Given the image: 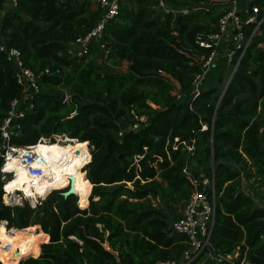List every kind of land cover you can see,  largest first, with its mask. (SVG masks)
I'll return each mask as SVG.
<instances>
[{"label":"trees","instance_id":"1","mask_svg":"<svg viewBox=\"0 0 264 264\" xmlns=\"http://www.w3.org/2000/svg\"><path fill=\"white\" fill-rule=\"evenodd\" d=\"M165 1L189 13H157L155 0L122 4L107 26V59L95 44L87 57L64 53L99 19L98 9L89 11L90 0H18L0 16V43L17 49L24 66L36 75L52 73L39 78V93L18 121L19 134L10 145L32 146L40 138L54 142L66 136L91 147L89 183L83 181L90 190L87 208L79 209L76 197L64 199L58 191L46 197L53 185H65L58 178L41 184V199L46 198L34 208L27 202L8 205L10 193L3 196L5 204L0 199V223L6 222L8 230L32 226L45 243L37 258L23 257L17 264L178 260L187 245L170 225L179 214L151 200L161 197L183 209L191 182L212 174L215 225L203 258L237 251V264H264V207L242 190L243 177L256 178V191L264 187V21L229 83L224 44L217 67L207 73L194 98L199 57L208 53L194 45L193 37L198 31L215 32L224 8L211 0ZM240 5L255 7L258 19L264 17V0ZM254 27H244L246 38ZM107 61L125 62L127 68L113 72ZM21 92L12 64L0 52V124ZM65 94L67 104L62 103ZM206 259L204 264H217Z\"/></svg>","mask_w":264,"mask_h":264},{"label":"built area","instance_id":"2","mask_svg":"<svg viewBox=\"0 0 264 264\" xmlns=\"http://www.w3.org/2000/svg\"><path fill=\"white\" fill-rule=\"evenodd\" d=\"M2 1L3 0H0V4ZM6 1L9 7H15L18 0ZM241 1L248 4L252 0H211V2L220 4L222 8H224L223 15L217 20L216 30L211 33L198 31L193 37L194 45L208 53L207 57H199L201 71L195 75L192 82V93L194 98L199 96L201 86L207 73L217 67L224 44H226V48L223 50L225 52L223 56L231 71L226 81V84H228L241 58L249 48L252 38L261 35V24L264 21V17L258 19L259 12L257 8H243L240 5ZM96 2V9L100 11L97 23L85 35L70 42L64 51L65 55L76 58L87 57L90 48L95 44L101 52L103 59H107L109 50L106 48L107 43L104 42L107 26L118 17L123 0H97ZM155 2L157 4L156 7L161 10L160 13L164 15L172 14L178 16L187 15L189 13L188 8L170 6L165 0H155ZM251 24L255 25V27L250 37L246 38L244 27ZM260 47H262V45H260ZM0 52L4 53L6 59L12 64L16 84L22 89L21 97L13 99L10 102L9 110L0 124V137L2 139V146L0 148V159L2 160L0 173L2 174V187L4 188L5 184L14 178L15 171L10 167L13 161L18 162V165L27 171L28 175L31 177L32 183L35 181L43 183L47 179V176L44 174V168L49 167L48 165L50 164L55 165L58 162V157L55 156L47 160L43 155L35 151V147L41 142L53 144L57 142V137L54 138V142H52L51 139L40 138L36 144L32 146L10 145V139L12 136L19 134L20 126L18 121L24 117L26 111L32 109L33 97L39 93V78L42 76H51L52 73L49 70H45L36 75L29 68L24 66L21 54L17 49L7 48L3 43H0ZM238 53L240 56L237 63L233 66L232 61ZM174 94H176V92H174ZM177 98H179V96H177ZM69 99V95L65 94L62 103L67 104ZM74 114L75 112H72L70 117ZM140 121H144V119L141 118ZM137 127L138 126L135 125L134 129ZM58 137H60L62 141L70 140L66 136ZM66 144L67 143L64 145ZM87 146H89L91 150L88 142ZM87 151L90 154L91 161V151H89L88 148ZM78 155L79 153L77 154V151H75L74 156L78 157ZM90 161L86 162L82 168V171L85 172L86 175V166ZM33 165H35V167H33ZM183 173H186L185 169ZM6 177H9V179L6 180ZM191 183V192L179 214V218L172 221L170 225L172 234L185 238V243L187 245L186 250L178 260H160L150 264H194L203 259L206 250L210 247V239L215 225L217 201L214 176L212 174L210 179H204L202 182L192 181ZM68 187L69 179L68 186L59 190L50 189L46 197L54 191H66ZM75 197H77V195H75ZM238 257L239 254L236 251L233 255L217 256L215 261L217 264H237L236 261ZM239 264H245L244 260H241Z\"/></svg>","mask_w":264,"mask_h":264},{"label":"bare ground","instance_id":"3","mask_svg":"<svg viewBox=\"0 0 264 264\" xmlns=\"http://www.w3.org/2000/svg\"><path fill=\"white\" fill-rule=\"evenodd\" d=\"M59 140L60 137H57V141ZM65 142L67 144L62 146L57 145L56 142L53 144H45L41 142L35 147V151L43 155L47 160H50L55 156L58 157V162L55 165L50 164L48 165L49 167L44 168V174L47 176V179L43 183H38L37 181L32 183L31 177L28 175L27 171L19 166L18 162L13 161V164L10 167L14 169L15 175L13 179L5 184L4 194L6 195V193H10L13 195L17 192H21L26 198L34 200L37 199L36 190L39 188V185L48 182L51 183L56 178H58V180L66 179L65 185L60 188L63 189L68 186V177L72 176L74 178L73 188L75 195H77L79 192L78 186L83 183V180L88 181L82 168L86 162L90 161V154L87 151V143L79 144L77 140L71 139L65 140ZM73 142L74 144H72ZM75 151L79 152L78 157L74 156ZM54 186L55 185H53V189ZM54 190L59 189L55 188ZM11 200L13 201V198ZM5 226V222L0 223L1 264H17L19 258L22 256H33L34 258L39 256L40 252L37 249L39 238L36 236L32 228L28 227L22 230H8Z\"/></svg>","mask_w":264,"mask_h":264},{"label":"rangeland","instance_id":"4","mask_svg":"<svg viewBox=\"0 0 264 264\" xmlns=\"http://www.w3.org/2000/svg\"><path fill=\"white\" fill-rule=\"evenodd\" d=\"M97 0H90V5H89V11H92V10H95L96 9V7H97V5H96V2ZM134 3H135V0H123V4H126V5H130V6H134ZM7 10H10V7H9V4L7 3V1L6 0H3L2 1V3L0 4V16L1 15H3V13L4 12H6ZM156 11H157V13L159 12H161V10L158 8V7H156ZM263 47V46H262ZM264 48V47H263ZM100 62H102V60L100 61ZM106 67H108L110 70H112L113 72H125V70H126V68H127V64L125 63V62H122V63H116V62H112V61H107L106 62ZM230 70L228 71V74H226V81L228 80V78H229V76H230ZM150 104V103H149ZM150 106L151 107H153V105L152 104H150ZM66 142L65 141H62V139L60 138V140L59 141H57L56 142V144L57 145H59V146H62V145H64ZM48 144H49V142H48ZM72 144H74V142L72 143ZM87 148H88V150L89 151H91L90 150V148H89V146H87ZM86 159H87V157H86ZM252 171H254V168H252L251 169ZM7 179H9V177H6V180ZM256 180V178H252V179H250V180H245V178L243 177L242 178V190L245 192V193H247V194H249V195H251L254 199H255V202L257 203V204H259V205H261L262 207H264V187H262V188H260L258 191H256L255 190V188L256 187H258V184H255L254 185V183L256 182L255 181ZM54 181V180H53ZM52 181V182H53ZM61 181H66V180H64V179H61ZM84 181V180H83ZM157 181L158 182H160V179L159 178H157ZM51 182V183H52ZM88 182V181H87ZM89 183V182H88ZM50 184V183H49ZM55 184V183H54ZM128 185H130V183H128ZM40 186L41 185H39L38 187V189L36 190V196H37V199H29V198H26L24 195H22V193L20 192V193H17V194H15V196L14 195H10L8 198L11 200L12 198H13V201H11L8 205H12V206H21V205H23V203L24 202H27L28 204H29V206L30 207H32V208H34L36 205H38L40 202H42V201H44L45 200V198L44 199H41V197H43L44 195H45V188L44 189H41L40 190ZM90 186V185H89ZM163 186H165L164 184H163ZM79 192L77 193V195H78V197H76V200H77V207L79 208V209H85V208H87L88 207V205H89V202H90V200H89V197H90V190H89V188L87 187H84V185H83V183L82 184H80L79 186ZM43 188V187H42ZM90 189H91V187H90ZM256 192H258V194L256 193ZM5 195V194H4ZM4 195H2V198H1V200H2V203L3 204H5L4 203V201H3V196ZM9 195V194H8ZM91 196H92V194H91ZM75 197V196H74ZM17 198V199H16ZM82 199L80 202H79V199ZM91 198V197H90ZM97 198H95L94 200H96ZM16 200V201H15ZM79 202V203H78ZM151 203L154 205V206H156V207H158V208H161V209H168V210H171V211H174V213H175V215H178V214H180L181 213V209H182V206H180V203H177V204H173L171 201H168L167 199L165 200V199H161V197L160 198H157V199H155V200H151ZM38 227V230H41V228L39 227V226H37ZM5 228H6V226H5ZM30 228H32L33 230H34V232H35V234H36V236H38L37 235V231H36V229H34V227H30ZM36 228V227H35ZM7 229V228H6ZM43 244H45V243H43ZM42 244V242H41V239L39 240V244H38V247H37V249L39 250V252L41 253V245H43ZM106 245V244H105ZM21 254V253H20ZM40 255V254H39ZM23 257H25V259H27V258H34L33 256H22V257H20L19 258V260H18V263H19V261H20V259H22ZM216 257L217 256H214V257H206V258H209V259H211V260H214L215 261V259H216ZM206 258H203V259H201L200 261H198V262H196V263H194V264H204L205 262H206ZM236 261V260H235ZM215 263H217V262H215Z\"/></svg>","mask_w":264,"mask_h":264},{"label":"water","instance_id":"5","mask_svg":"<svg viewBox=\"0 0 264 264\" xmlns=\"http://www.w3.org/2000/svg\"><path fill=\"white\" fill-rule=\"evenodd\" d=\"M79 152L77 151V154ZM33 167H35V165H33ZM74 178L72 176L69 177V187L66 191H63V192H60V196H62L64 199L65 198H68V197H71V196H75V191H74ZM2 195H4V188L1 187L0 188V199L2 198ZM74 239V238H72ZM75 240V239H74Z\"/></svg>","mask_w":264,"mask_h":264},{"label":"clouds","instance_id":"6","mask_svg":"<svg viewBox=\"0 0 264 264\" xmlns=\"http://www.w3.org/2000/svg\"><path fill=\"white\" fill-rule=\"evenodd\" d=\"M20 193V192H19ZM5 224L7 225V223L5 222Z\"/></svg>","mask_w":264,"mask_h":264}]
</instances>
